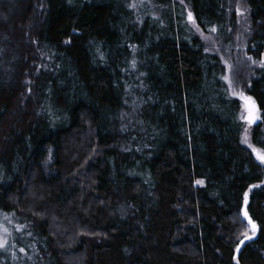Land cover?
Here are the masks:
<instances>
[{
    "label": "trees",
    "instance_id": "trees-1",
    "mask_svg": "<svg viewBox=\"0 0 264 264\" xmlns=\"http://www.w3.org/2000/svg\"><path fill=\"white\" fill-rule=\"evenodd\" d=\"M237 3L0 0V264H264V167L192 24L235 47ZM244 4L233 74L264 150V0Z\"/></svg>",
    "mask_w": 264,
    "mask_h": 264
},
{
    "label": "rangeland",
    "instance_id": "rangeland-1",
    "mask_svg": "<svg viewBox=\"0 0 264 264\" xmlns=\"http://www.w3.org/2000/svg\"><path fill=\"white\" fill-rule=\"evenodd\" d=\"M140 1V0H139ZM236 4V14L238 16V23L235 29V47H228L219 41L216 34L204 33L199 27L193 24V28L201 38L207 49L217 55L222 59L226 69H227V82L229 84L231 93L234 97L239 99L241 103V121L243 123V134L242 142L243 144L251 149V151L257 157L259 152L261 155H264V150L257 148L253 145L251 139V133L253 127L260 122V113L256 108L254 101L246 95L243 86L239 81L234 77V71L237 69V61L235 57L239 60H243V50L245 49L247 35L250 32V23L248 19V11L244 0H237ZM254 118V125L250 123V120ZM255 149V151H254ZM258 158V157H257ZM259 159V158H258ZM264 167V161L259 159ZM262 185H264V180Z\"/></svg>",
    "mask_w": 264,
    "mask_h": 264
},
{
    "label": "water",
    "instance_id": "water-1",
    "mask_svg": "<svg viewBox=\"0 0 264 264\" xmlns=\"http://www.w3.org/2000/svg\"><path fill=\"white\" fill-rule=\"evenodd\" d=\"M250 123H251L252 125H254V118H252V119L250 120ZM245 219H246L247 223L249 224V218H248L247 215L245 216ZM250 220H251V219H250ZM251 222H252V223L249 224V226L251 227L252 233H254V234L258 233V231H259L258 227L253 223L252 220H251ZM252 225L255 226L254 229H253Z\"/></svg>",
    "mask_w": 264,
    "mask_h": 264
},
{
    "label": "snow or ice",
    "instance_id": "snow-or-ice-1",
    "mask_svg": "<svg viewBox=\"0 0 264 264\" xmlns=\"http://www.w3.org/2000/svg\"><path fill=\"white\" fill-rule=\"evenodd\" d=\"M133 7L135 6V5H132ZM213 31H214V29H213ZM262 63H264V62H262ZM254 151H255V149H254ZM257 157L259 158V159H261L262 161H264V155H261L259 152L257 153ZM197 183L199 184V183H202V181H197ZM245 196H246V194H245ZM247 215V213H245V216ZM252 222H251V220L249 219V224H251ZM252 227H253V229L255 228V226L254 225H252Z\"/></svg>",
    "mask_w": 264,
    "mask_h": 264
}]
</instances>
